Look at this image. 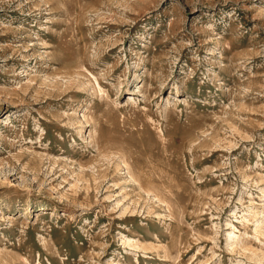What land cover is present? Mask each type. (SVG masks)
Here are the masks:
<instances>
[{
	"label": "rangeland",
	"instance_id": "1",
	"mask_svg": "<svg viewBox=\"0 0 264 264\" xmlns=\"http://www.w3.org/2000/svg\"><path fill=\"white\" fill-rule=\"evenodd\" d=\"M0 264H264V0H0Z\"/></svg>",
	"mask_w": 264,
	"mask_h": 264
}]
</instances>
